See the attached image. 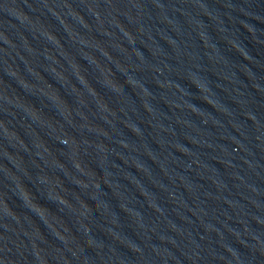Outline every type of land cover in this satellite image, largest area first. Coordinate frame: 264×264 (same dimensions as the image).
<instances>
[{
	"label": "water",
	"instance_id": "95a60500",
	"mask_svg": "<svg viewBox=\"0 0 264 264\" xmlns=\"http://www.w3.org/2000/svg\"><path fill=\"white\" fill-rule=\"evenodd\" d=\"M0 264H264V0H0Z\"/></svg>",
	"mask_w": 264,
	"mask_h": 264
}]
</instances>
